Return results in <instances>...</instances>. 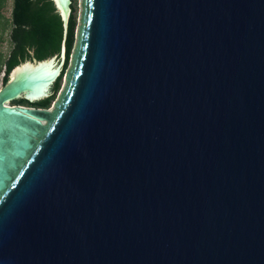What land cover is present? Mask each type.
Returning <instances> with one entry per match:
<instances>
[{
  "label": "water",
  "instance_id": "water-1",
  "mask_svg": "<svg viewBox=\"0 0 264 264\" xmlns=\"http://www.w3.org/2000/svg\"><path fill=\"white\" fill-rule=\"evenodd\" d=\"M56 64L0 88V264H264V0H79L14 103Z\"/></svg>",
  "mask_w": 264,
  "mask_h": 264
},
{
  "label": "trees",
  "instance_id": "trees-1",
  "mask_svg": "<svg viewBox=\"0 0 264 264\" xmlns=\"http://www.w3.org/2000/svg\"><path fill=\"white\" fill-rule=\"evenodd\" d=\"M4 6L5 0H0V43L3 42L7 30L11 47L5 58L0 54L2 85L8 82L11 70L22 62L32 58L43 61L57 57L58 63H61V53L64 55L60 75L51 84L48 96L34 101L17 98L14 102L21 106L47 109L59 89L73 49L76 27L75 7L71 3L67 21L64 23L53 0H12L9 20L2 14ZM40 142L39 139L38 144ZM18 175L19 172H16L15 176Z\"/></svg>",
  "mask_w": 264,
  "mask_h": 264
},
{
  "label": "rangeland",
  "instance_id": "rangeland-1",
  "mask_svg": "<svg viewBox=\"0 0 264 264\" xmlns=\"http://www.w3.org/2000/svg\"><path fill=\"white\" fill-rule=\"evenodd\" d=\"M71 3H73V5L75 7V19H76V27H75V31H74V41H75L76 29H77L78 18H79V0H70L69 9H70ZM11 7H12V0H5V6H4V9L2 11V14L5 17V19H7V20H9V18H10ZM10 47H11V44H10V42L8 40V31L6 30L5 33H4V40H3L2 43H0V54L2 55V58L6 57L7 53L9 52ZM71 53H72V51H71ZM70 58H71V55L69 57V61L67 63V67L64 70V74H63V76L61 78L59 89L57 90L53 101L51 102L50 106L47 109H42V110L51 109L52 106H53L54 101L58 97V95H59V93H60V91H61V89L63 87V84H64L65 73H66V71H67V69L69 67ZM2 75H3V73L0 72V88H1V85H2V82H1ZM25 107H27V106H25Z\"/></svg>",
  "mask_w": 264,
  "mask_h": 264
}]
</instances>
